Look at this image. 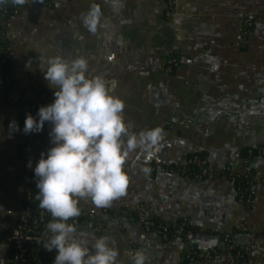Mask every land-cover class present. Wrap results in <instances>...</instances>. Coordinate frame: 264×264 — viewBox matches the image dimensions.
Returning a JSON list of instances; mask_svg holds the SVG:
<instances>
[{"label": "crops", "instance_id": "crops-1", "mask_svg": "<svg viewBox=\"0 0 264 264\" xmlns=\"http://www.w3.org/2000/svg\"><path fill=\"white\" fill-rule=\"evenodd\" d=\"M164 1L120 0L114 9L110 0H54L52 6L29 0L6 25L16 84L27 97L35 82L45 84L47 106L57 89L45 80L43 62L57 55L84 57L89 77L116 82L112 94L135 121L122 115L131 133L162 129L153 155L137 150L128 157L126 194L110 208L131 212L144 204L164 218L187 215L198 228L195 244L213 254L185 262L180 239L164 241L124 216L91 225L84 231L88 239L108 236L120 253L118 264H132L128 253L137 250H143L146 264H264V183H255L246 205L229 176L248 168L256 178L264 175V154H247L249 147L264 145V0H175L170 16ZM92 3L103 12L96 34L81 20ZM247 13L255 16L243 35ZM47 125L46 156L55 146L49 135L53 125ZM21 137L18 111L7 106L0 114V264H9L7 229L21 210ZM194 151L208 158L212 176L180 178L157 166L181 163ZM79 207L101 209L90 200ZM42 235L44 245L46 225ZM229 235L239 246L254 245L244 259L226 247ZM48 252L54 264L58 252Z\"/></svg>", "mask_w": 264, "mask_h": 264}, {"label": "clouds", "instance_id": "clouds-1", "mask_svg": "<svg viewBox=\"0 0 264 264\" xmlns=\"http://www.w3.org/2000/svg\"><path fill=\"white\" fill-rule=\"evenodd\" d=\"M9 2L23 6L29 0H0V6ZM110 3L114 9L120 6V0ZM102 16L101 5L92 3L81 14L83 26L96 34ZM40 68L49 86L57 89L55 100L39 108L38 120L29 114L23 131L40 132L45 122L53 125L49 135L55 146L46 158L41 154L34 169L39 189L34 199L52 217L46 224L49 235L43 246L48 251L57 250L54 264H118L120 253L108 236L90 241L86 232L78 234L77 226L68 221L81 215V200L108 208L123 197L129 185L124 167L128 157L137 150L153 155L163 131L153 128L131 133L122 116L125 104L112 94L116 82L100 75L89 77L86 58L57 55ZM128 256L132 264H146L143 250Z\"/></svg>", "mask_w": 264, "mask_h": 264}, {"label": "trees", "instance_id": "trees-1", "mask_svg": "<svg viewBox=\"0 0 264 264\" xmlns=\"http://www.w3.org/2000/svg\"><path fill=\"white\" fill-rule=\"evenodd\" d=\"M39 3L52 6L54 4V0H37ZM22 6H14L9 2L7 5L0 6V114L3 112V109L7 106L15 107L18 111V125L21 130L22 137L18 143L17 150L19 156L23 160V170L21 173V179L24 183L23 192L21 195L20 206L23 209H26L24 213V218L22 221V225L27 226L30 221L35 217L38 213L39 202L34 199L35 195L38 193L39 189L36 187L37 178L34 174V169L36 164L39 162L41 158V154H45L46 158V145H47V136H48V125L45 122L42 131L33 132L30 134H25L23 131L25 120L29 114H31L37 120L39 119L37 113L41 106L43 105L42 101L49 97V89L45 84L35 82L32 89H35L36 92L33 97H27L24 95V89L18 87L16 84V78L14 75V64L13 60L10 56V41L6 37V26L3 23V20L9 17L11 14L19 13ZM247 34V33H246ZM245 34V35H246ZM171 60L172 67L174 68V58L178 59V56L173 53L169 56ZM168 63V64H169ZM15 93H19L17 99H13V95ZM41 93H44L42 96ZM247 149L245 148L242 153L246 154ZM197 154L200 157L204 156L202 151H194L191 152L188 156L190 158L192 155ZM249 154V153H247ZM207 158V157H206ZM208 159V158H207ZM31 161V167L28 166V163ZM209 161V160H208ZM179 163L168 164L172 166H176ZM249 174L253 173L250 168L246 170ZM230 178L233 180L235 188L241 197L242 201L249 205V200H247V196L249 190L251 188V183L249 182L248 177H244L243 175L237 174H229ZM185 177V176H183ZM189 178V177H188ZM114 208H106V210H101L98 214H94L93 217H89L88 224L98 227L103 221L106 219V212H113ZM134 212V211H133ZM177 221H180L181 215L174 217ZM189 218V217H188ZM45 219L48 221L51 218L50 215H45ZM85 219L84 216H81V220ZM152 219L154 220V224L151 225V229L155 228L156 225L161 223L163 217L156 213ZM46 223V224H47ZM189 226L196 233L197 227L192 225L189 218ZM41 229V228H40ZM169 230H172V226L169 227ZM153 232V231H152ZM234 240L231 235L226 239V247L231 251V253L235 256L239 245L236 243L233 246H229V242ZM197 246V245H196ZM197 248V253L190 255L189 257H185L184 253L182 254V259L185 262H194L198 258H201L200 249ZM29 257L31 260V264H40V261L47 262L50 259L49 252L43 249V245L39 246L36 244H32L29 249ZM246 257V254L237 258V260H242ZM9 264H16L15 260V251L13 247L10 248V253L8 256Z\"/></svg>", "mask_w": 264, "mask_h": 264}, {"label": "built area", "instance_id": "built-area-1", "mask_svg": "<svg viewBox=\"0 0 264 264\" xmlns=\"http://www.w3.org/2000/svg\"><path fill=\"white\" fill-rule=\"evenodd\" d=\"M165 14L166 16H170L175 11V0H165ZM19 13L11 14L9 17L3 20L4 25L6 26L7 23L14 19ZM254 13H247L242 17L241 27H240V34L245 35L249 32L250 27L253 24ZM6 37L11 42V37L7 34ZM33 90V95L35 94L36 90ZM33 95L31 97H33ZM43 96L44 93H41ZM19 93H15L13 95V99H17ZM48 99V98H47ZM47 99L42 101L43 105L46 106ZM249 155H261L264 154V145H257L248 148ZM29 165V163H28ZM158 168L162 171L166 172H173L180 176H185L193 179L203 178V177H210L213 175V171L210 167L209 161L206 157H200L197 154L192 155L190 158H187L183 162L179 163L176 166L167 165V164H158ZM237 175H243L244 177L249 178V182L251 183V188L249 190L247 200L251 199V196L254 192V185L257 182L264 183V175L257 177L254 173L249 174L248 172L244 171L242 173H237ZM82 210L81 215L78 218L73 220H69L68 223L70 224H78V223H88L89 217H93L94 214H98L101 210H106V208L101 209H90L85 207H80ZM26 209L21 208L19 211L16 221L8 227L7 235L11 246L15 251V260L16 264H31V260L29 257V249L32 244L36 245H43V235L42 230L45 227L47 221L45 219V215H50L43 209L38 208V213L27 226L22 225V221L24 218V213ZM155 211L153 207L140 204L134 212H126L124 209L116 208L113 212H106V219L107 218H120L122 216L126 217L130 221L137 222L141 227L146 230L156 232L160 238L164 241H170L174 239H180L182 242L183 253L185 257H189L192 254L197 253V246L195 244V232L189 226V218L187 215L182 214L180 221L176 222L175 218H164L161 223L156 225L155 228L151 229V225L154 224V220L152 217L155 215ZM51 216V215H50ZM81 216H84L85 219L81 220ZM52 218V217H51ZM172 226V230H169V227ZM41 228V229H40ZM235 244L234 240L229 242V246H233ZM254 247L253 244L239 246L236 251L235 257L238 258L243 256L247 251ZM43 249L44 246H43ZM46 250V249H45ZM201 258L203 257H210L213 254L212 250H205L200 251ZM40 264H52L50 259L45 261H40Z\"/></svg>", "mask_w": 264, "mask_h": 264}, {"label": "water", "instance_id": "water-1", "mask_svg": "<svg viewBox=\"0 0 264 264\" xmlns=\"http://www.w3.org/2000/svg\"><path fill=\"white\" fill-rule=\"evenodd\" d=\"M122 115H124V117H126V118H128L129 119V121L131 122V124H133L135 121H134V118L129 114V112L128 111H126L125 109H124V112L122 113ZM180 178H183V177H181V176H179ZM76 226H77V229H78V231H87V230H89L90 228H91V225L90 224H88V223H85V224H82V223H78V224H76ZM224 238V235H221L220 236V239H223Z\"/></svg>", "mask_w": 264, "mask_h": 264}]
</instances>
